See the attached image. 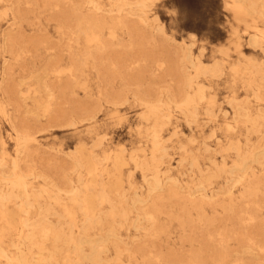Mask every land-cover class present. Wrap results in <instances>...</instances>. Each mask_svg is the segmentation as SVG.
<instances>
[{"label": "rangeland", "instance_id": "rangeland-1", "mask_svg": "<svg viewBox=\"0 0 264 264\" xmlns=\"http://www.w3.org/2000/svg\"><path fill=\"white\" fill-rule=\"evenodd\" d=\"M0 264H264V0H0Z\"/></svg>", "mask_w": 264, "mask_h": 264}, {"label": "bare ground", "instance_id": "bare-ground-1", "mask_svg": "<svg viewBox=\"0 0 264 264\" xmlns=\"http://www.w3.org/2000/svg\"><path fill=\"white\" fill-rule=\"evenodd\" d=\"M3 2H5V1H9V0H2ZM22 17V15L18 12V13H16V16L14 17V19H17V18H21ZM67 79L70 81V84H71V80H70V78L67 76ZM22 127H21V130H18V134H17V136L18 137H20L21 135H20V132H24V133H26L27 135H29L30 133H31V130L28 128V126L27 125H21ZM155 137H157L156 136V134H155ZM157 140V139H156ZM157 144H158V141H157ZM17 155H21V151L20 150H17ZM19 172H22V168H20L19 169ZM92 211V212H91ZM93 209H91L90 210V212H91V214H93ZM90 214V213H89ZM90 214V215H91ZM41 226H43V227H46L44 224H40Z\"/></svg>", "mask_w": 264, "mask_h": 264}]
</instances>
